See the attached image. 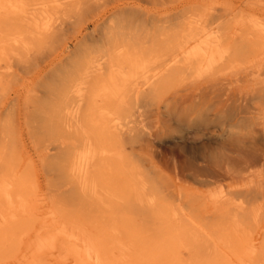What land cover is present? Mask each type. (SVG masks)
Instances as JSON below:
<instances>
[{
	"label": "bare ground",
	"instance_id": "obj_1",
	"mask_svg": "<svg viewBox=\"0 0 264 264\" xmlns=\"http://www.w3.org/2000/svg\"><path fill=\"white\" fill-rule=\"evenodd\" d=\"M0 264H264V0H0Z\"/></svg>",
	"mask_w": 264,
	"mask_h": 264
},
{
	"label": "rangeland",
	"instance_id": "obj_2",
	"mask_svg": "<svg viewBox=\"0 0 264 264\" xmlns=\"http://www.w3.org/2000/svg\"><path fill=\"white\" fill-rule=\"evenodd\" d=\"M183 101V96H178L174 112L170 115V121L166 122L168 124L167 133L158 134L156 138L165 155L163 159H158V164L162 169L161 176L172 190L171 199L176 202L179 200V196L186 194V122L180 118ZM198 138L193 131L189 133L190 141L198 140ZM25 163L27 164V160ZM39 180L44 183L42 174Z\"/></svg>",
	"mask_w": 264,
	"mask_h": 264
}]
</instances>
